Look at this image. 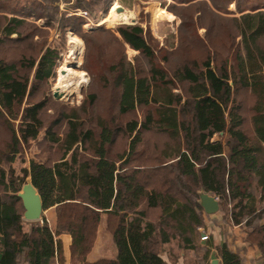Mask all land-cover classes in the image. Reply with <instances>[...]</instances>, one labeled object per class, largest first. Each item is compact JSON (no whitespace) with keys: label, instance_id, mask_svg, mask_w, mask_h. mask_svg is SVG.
Instances as JSON below:
<instances>
[{"label":"trees","instance_id":"16d2710c","mask_svg":"<svg viewBox=\"0 0 264 264\" xmlns=\"http://www.w3.org/2000/svg\"><path fill=\"white\" fill-rule=\"evenodd\" d=\"M12 1L0 0V124L10 134L0 151V264H63V245L57 239L62 231L72 237V264H169L161 256L164 245L177 240L182 248H196L195 239L204 226L203 209L193 199L199 198V190L234 204L233 222L252 227L248 242L264 253V240L254 234L264 239V224L253 227L260 217H256L258 200L251 190L255 183L264 195V11H241L240 17L231 20L235 40L240 41L225 54L205 47L202 63L184 64L174 71L173 79L156 67V52L144 29L121 26L118 32L123 41L149 58L152 69L150 75H142L124 62L117 70L120 115L140 108L147 111L143 120L127 121L130 143L112 156L122 129L112 130L107 122L96 121V134L80 123L77 113H63L46 127L41 115L46 101L29 103L39 86L55 75L60 54L56 48H30L36 44L30 35L23 38L22 30L25 13L32 11L11 7ZM14 35L21 38L11 39ZM19 40L26 44L24 51L20 49L15 57L1 54L8 51L4 46L9 42ZM175 81L187 84L188 98L173 92ZM242 92L253 99L252 136L244 129L245 106L238 100ZM95 99L91 95L89 103ZM62 120H68L70 129L63 140L53 131ZM43 131L47 141L60 147V158H33L22 176H16L12 168L7 172L4 164L11 166L21 158L23 148ZM146 132L162 133L172 140V151L164 154L174 162L167 165L158 158L165 146L162 152L152 146L140 150ZM217 136L221 138L215 140ZM78 148H89L92 158ZM155 152L161 154L144 157L148 165L140 163L146 153ZM28 176L44 211L55 210L54 224L46 217L24 221L18 193ZM154 213L158 222L151 217ZM103 216L117 256L90 262ZM26 223L29 232L24 229ZM220 257L222 264H242L239 254L226 244Z\"/></svg>","mask_w":264,"mask_h":264},{"label":"rangeland","instance_id":"374dc122","mask_svg":"<svg viewBox=\"0 0 264 264\" xmlns=\"http://www.w3.org/2000/svg\"><path fill=\"white\" fill-rule=\"evenodd\" d=\"M31 3H35V6ZM115 3L125 9L121 13L116 11L115 13L126 14L130 18L125 22L122 20L113 24L103 23ZM11 7H17L18 10L26 7L32 11L25 13L26 25L22 30V37L30 35L32 43L36 44L35 47L30 45L32 50L51 47L56 48L60 54L55 75L39 86L34 97L28 99L29 103L46 101V108L41 114L46 127L51 126L63 113L67 115L77 113L80 123H84L86 128L94 129L96 134L99 133L96 121L107 122L112 130L122 129L112 147V156H115L125 150L130 143L131 137L126 130L127 121L133 118L143 120L147 111L146 108H140L131 115H120L118 102L121 90L116 85L117 70L124 62L131 64L138 73L142 72V75H150L152 69L150 59L126 44L118 29L123 25H140L156 52V67L164 71L169 79H173L174 71L184 64L195 60L201 64L207 55L205 47L210 51L217 50L220 54L230 51L232 46L240 41V38L235 40L236 31L231 25L233 24L231 20L240 17L243 14L241 11L245 13L254 10L264 11V0H13ZM161 10L168 17L161 15ZM38 15H44V18L38 19ZM18 38L21 37L18 35L11 37L13 40ZM22 44V48H18ZM4 47L8 51L1 52L3 56L15 57L20 49L24 51L26 44L21 40L11 41ZM60 81L64 87H61ZM172 87L173 92L180 94L183 99L188 98L186 83L175 81ZM55 95H59V99H56ZM91 95L96 96L93 103H89ZM238 100L245 106L242 110L246 116L244 129L252 136L250 108L253 99L249 93L242 92ZM68 126V120H62L58 126L53 127V131L63 140L70 131ZM220 138L221 136H217L214 139ZM9 139L8 130L0 124V151ZM143 141L140 150H146L149 146L160 147L161 152L165 146V150L162 154L146 153L140 163L148 165V159L144 157L154 158L158 156L157 154H161L158 158L167 162V165L174 162L164 154L165 151L166 153L170 151L169 149L172 151L173 143L167 135L146 132ZM78 151L88 158L93 156L89 148L87 150L78 148ZM60 152V147L46 140L43 131L38 140L23 148L21 158L11 166L4 164V167L7 172L12 168L16 176H22V169H29L31 159L53 161L60 158ZM28 179L31 178L24 177L22 187ZM251 190L258 200L259 209L256 217H260L256 218L253 227H259L264 224V195L255 183ZM193 199L199 205V198ZM218 200L220 203L218 213L207 215L201 210L204 226L195 239L196 248L193 250L182 248L177 240L172 241L160 249L165 261L169 264H211V254L216 251L222 264L220 249L226 244L239 254L242 264H264V253L248 242V236L254 229L245 224L236 225L232 220L234 204L222 201L219 197ZM50 210L44 211L43 217L53 224L55 210ZM151 217L158 222L157 213ZM105 232L110 234L106 229ZM254 234L259 240H264L260 233ZM110 239L103 234L99 247L107 256L116 249L113 255L115 258L117 248Z\"/></svg>","mask_w":264,"mask_h":264},{"label":"water","instance_id":"95a60500","mask_svg":"<svg viewBox=\"0 0 264 264\" xmlns=\"http://www.w3.org/2000/svg\"><path fill=\"white\" fill-rule=\"evenodd\" d=\"M125 11L122 6L116 9L117 13ZM56 99H59V95H55ZM199 205L207 215H213L220 211V203L216 196L200 191ZM18 197L21 199L24 213L23 219L28 222L42 221L44 216L43 202L37 189L32 184L31 179H28L23 185L22 190L18 193ZM211 264H220L217 252L213 251L211 254Z\"/></svg>","mask_w":264,"mask_h":264},{"label":"crops","instance_id":"0c3cea01","mask_svg":"<svg viewBox=\"0 0 264 264\" xmlns=\"http://www.w3.org/2000/svg\"><path fill=\"white\" fill-rule=\"evenodd\" d=\"M105 221H106V217L103 216L102 223H101L99 230H98V237H97L96 243L94 245V248L92 249V252L88 256V260L90 262H94V261H97V260L102 259V258H112L113 259V255H115V253H116L115 252L116 249H114L113 253L110 256H107L106 253L101 249V247H99V242L101 241L103 234H106V236L111 238L110 240H113L112 236L110 234L108 235L105 232V229H106ZM25 222H28V221H25ZM24 229H25V231L29 232L30 231V225H28L26 223ZM57 239H59L63 245V255H64V259H65L63 264H72V254H71L72 237H71V235L69 234V232L62 231L58 234ZM21 264H23V262ZM24 264H27V263H24ZM55 264H58V261L55 262Z\"/></svg>","mask_w":264,"mask_h":264},{"label":"bare ground","instance_id":"6f19581e","mask_svg":"<svg viewBox=\"0 0 264 264\" xmlns=\"http://www.w3.org/2000/svg\"><path fill=\"white\" fill-rule=\"evenodd\" d=\"M118 7H119V5H118L117 3H115L114 6L112 7L111 11H110L109 16L106 17V19L103 21V23H111V24H113V23H116V22L119 23V21H122V20H124V22H125V20H127V19L130 18V17H128L126 14H125V15H124V14H123V15H117V14L115 13V11H116V9H117ZM158 12H159V11H158ZM160 14H161V15H164V16H167V14H166L163 10H161ZM167 17H168V16H167ZM134 18H135V16H134ZM131 23H132V22H131ZM114 25H115V24H114ZM82 78H83V77H82ZM60 85H61V87H64L61 81H60Z\"/></svg>","mask_w":264,"mask_h":264},{"label":"built area","instance_id":"2783aa9c","mask_svg":"<svg viewBox=\"0 0 264 264\" xmlns=\"http://www.w3.org/2000/svg\"><path fill=\"white\" fill-rule=\"evenodd\" d=\"M84 16H86V13L84 14Z\"/></svg>","mask_w":264,"mask_h":264}]
</instances>
